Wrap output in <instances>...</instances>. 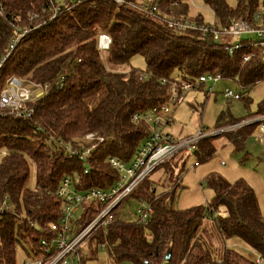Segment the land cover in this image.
Here are the masks:
<instances>
[{
  "label": "trees",
  "instance_id": "1",
  "mask_svg": "<svg viewBox=\"0 0 264 264\" xmlns=\"http://www.w3.org/2000/svg\"><path fill=\"white\" fill-rule=\"evenodd\" d=\"M188 1L2 0L0 92L12 75L26 84L49 86L26 104L32 108L30 117L0 108V207L3 201L6 204L0 210V264H16L18 246L27 256L39 254L41 241L56 234L51 225L58 224L61 214L56 190L64 176L75 177V190L106 189L119 178L108 158L128 162L137 151L146 126L134 122L132 116L166 101L169 84L161 79L219 72L241 88L263 79L264 49L255 46L258 39L241 37L243 46L229 54L225 44L233 41L230 36L215 40L199 28L169 24L171 18H189ZM203 1L221 26H228L233 18L253 22L259 11L264 17V0H235L234 5L226 0ZM133 5L155 6V15ZM189 20L196 26L208 24L201 14ZM24 28L29 31L9 51L15 31ZM101 33L110 36L106 50L97 46ZM247 54L252 56L244 60ZM134 55L143 58L144 70L130 65ZM142 71L151 76L139 80ZM256 113H264V98ZM225 115L219 113L217 127L241 120H226ZM253 128L254 124L245 125L225 134L237 149ZM86 133L103 140L84 159L69 155L65 144H76L80 150L89 146L82 143ZM214 150L207 137L192 151L199 162ZM31 168L35 184L29 188ZM206 183L213 191L207 204L210 213L202 205L173 207L174 191L156 194L146 176L129 196L151 203L147 225L124 220L119 213L106 233L99 229L90 236L88 248L96 253L105 242L109 258L128 264H261L264 218L253 188L242 178L229 181L215 173L207 176ZM220 206L223 213L218 212ZM101 208L97 201L85 203L76 219L77 228ZM205 222L211 226L207 228ZM234 236L261 261L227 247L225 240Z\"/></svg>",
  "mask_w": 264,
  "mask_h": 264
},
{
  "label": "built area",
  "instance_id": "2",
  "mask_svg": "<svg viewBox=\"0 0 264 264\" xmlns=\"http://www.w3.org/2000/svg\"><path fill=\"white\" fill-rule=\"evenodd\" d=\"M79 1V0H78ZM118 3L123 0H114ZM2 0H0V13ZM135 6V5H133ZM140 11L149 12L155 15V6L150 9L142 6H135ZM252 21L243 18H233L228 26H221L217 19L214 23L196 26L194 22H190L189 18L180 16L178 18L168 19L171 26L178 28H199L203 34H212L215 40H219L222 35H228L233 41L225 44L227 53L232 54L235 50L243 46L240 43V36L247 34H255V46L258 49H264V17L257 12ZM29 31L28 28L15 31L13 39L9 43V51L19 42L24 34ZM238 37V38H237ZM236 38V39H234ZM224 45V41L221 42ZM110 45V36L107 33H101L97 38V46L100 50L108 49ZM9 52H7L6 56ZM252 54L243 56L244 60H248ZM151 76L150 72L142 71L139 73L138 79L145 80ZM63 76L58 81V86L63 84ZM222 78L221 73L201 74L196 78H182L175 75L170 80L161 79L162 83L169 84V94L166 101L151 109L135 113L132 120L137 123H144L145 138L141 145L128 162H124L114 157L108 158V164L118 171L119 178L108 188L102 189L91 187L84 190H75V177L70 175L64 176L56 190V195L61 200V214L58 218V224H52L51 228L56 230V234L49 241H41L40 246L41 257L32 260H24V264H82L83 258L91 256L88 248V239L96 231L101 229L106 233L108 227L114 222L120 213L121 203L130 195L136 186L148 176L158 165L163 164L175 153L180 150H194L197 144L207 137L216 136L236 129L244 124L246 120H239L233 124H226L216 127L213 131H198L196 135L186 138H177L168 133L164 128L173 122L172 107L180 105L185 99L187 92L198 90L201 86L207 88V92H212L213 86ZM48 84H26L17 76H10L6 80V86L0 92V108L15 112L17 115L31 116L32 108H26V104L33 101L35 95L30 87L39 88L40 92H46ZM38 93V94H39ZM227 99H240L242 97L238 92H234L229 88H225L222 92ZM263 120L264 114H260L255 120ZM256 133L259 140L264 141V122H259ZM103 140L102 137L96 136L94 133H86L82 139L85 146L80 150V146L76 144H65L64 148L69 155L77 156L84 159L88 156L92 148ZM2 154L4 151L1 152ZM153 188V187H152ZM97 201L102 203V208L96 215L81 227L77 228L76 219L85 203ZM137 208L135 211V220L133 223L147 225L152 214L153 208L149 201L137 199ZM2 207L6 208V204L2 203ZM0 207V210L1 208ZM206 210L210 213V206L206 205ZM105 242L100 243V249H104ZM82 249V250H81ZM257 262L260 261L258 258Z\"/></svg>",
  "mask_w": 264,
  "mask_h": 264
},
{
  "label": "rangeland",
  "instance_id": "3",
  "mask_svg": "<svg viewBox=\"0 0 264 264\" xmlns=\"http://www.w3.org/2000/svg\"><path fill=\"white\" fill-rule=\"evenodd\" d=\"M63 3L65 0H54ZM152 0H133L135 4H146ZM230 5L235 0H226ZM188 17L194 18L201 14L208 24L214 23V16L203 0L188 1ZM261 9V5L259 6ZM260 12V11H259ZM255 39V34L242 35ZM238 38V37H237ZM236 39V38H234ZM264 46V42H263ZM130 65L140 70L145 69L144 60L140 55H134L130 59ZM229 88L242 95L240 99H227L222 92ZM33 94L40 92L39 88L30 87ZM203 90H191L186 93L183 102L172 107L173 122L164 128L177 138H186L196 135L198 131H213L216 129L218 115L226 112V120H246V124L230 130L238 131L245 125L254 124L250 134L245 137L243 146L235 149L234 144L227 138V134L221 133L211 137L214 152L205 160L197 162L196 154L192 150H180L169 158L166 163L158 165L149 175L148 179L156 194L174 191L172 206L175 208H188L195 205L206 206L213 196L212 189L207 185L206 179L210 173L218 174L229 181L238 178L244 179L254 190L262 216L264 218V141L259 140V135L254 133L259 122L255 120L258 104L264 98V77L249 88H241L238 83L226 77H222L213 86L212 92ZM264 114V113H263ZM260 115V114H259ZM236 123L230 122L228 124ZM227 124V125H228ZM30 169L27 187L35 184L34 170ZM137 208L136 199L127 197L120 205V215L124 220L133 222ZM219 213L224 212V207L218 208ZM206 227L211 226L205 222ZM212 230V228L210 227ZM227 247L237 250L251 259H258L257 253L249 248L238 237H230L225 240ZM16 264H24V260H32L21 247L16 248ZM41 254L33 256L39 258ZM83 264H128V262H116L108 257L105 249L98 248L96 253H91L88 258H83ZM261 261V260H260ZM264 264V261L261 263Z\"/></svg>",
  "mask_w": 264,
  "mask_h": 264
},
{
  "label": "water",
  "instance_id": "4",
  "mask_svg": "<svg viewBox=\"0 0 264 264\" xmlns=\"http://www.w3.org/2000/svg\"><path fill=\"white\" fill-rule=\"evenodd\" d=\"M169 258V254L165 255V259H168Z\"/></svg>",
  "mask_w": 264,
  "mask_h": 264
},
{
  "label": "crops",
  "instance_id": "5",
  "mask_svg": "<svg viewBox=\"0 0 264 264\" xmlns=\"http://www.w3.org/2000/svg\"><path fill=\"white\" fill-rule=\"evenodd\" d=\"M214 19H216V17L214 16ZM254 133H256V130L255 131H253Z\"/></svg>",
  "mask_w": 264,
  "mask_h": 264
}]
</instances>
